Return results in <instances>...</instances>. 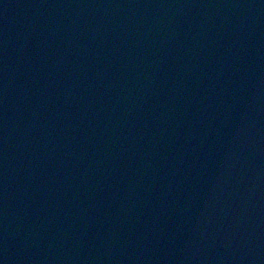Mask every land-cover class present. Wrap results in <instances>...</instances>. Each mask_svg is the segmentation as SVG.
<instances>
[{
  "label": "water",
  "instance_id": "1",
  "mask_svg": "<svg viewBox=\"0 0 264 264\" xmlns=\"http://www.w3.org/2000/svg\"><path fill=\"white\" fill-rule=\"evenodd\" d=\"M0 264H264V0H0Z\"/></svg>",
  "mask_w": 264,
  "mask_h": 264
}]
</instances>
